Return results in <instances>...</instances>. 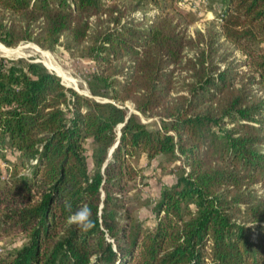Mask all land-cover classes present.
Listing matches in <instances>:
<instances>
[{
    "label": "trees",
    "instance_id": "1",
    "mask_svg": "<svg viewBox=\"0 0 264 264\" xmlns=\"http://www.w3.org/2000/svg\"><path fill=\"white\" fill-rule=\"evenodd\" d=\"M177 2L0 0V44L94 64L82 95L0 56V264H264V0L193 36ZM141 158L173 181L148 204Z\"/></svg>",
    "mask_w": 264,
    "mask_h": 264
},
{
    "label": "rangeland",
    "instance_id": "2",
    "mask_svg": "<svg viewBox=\"0 0 264 264\" xmlns=\"http://www.w3.org/2000/svg\"><path fill=\"white\" fill-rule=\"evenodd\" d=\"M108 1V0H106ZM218 0H179L174 5L177 14L185 18L187 25V34L193 36L195 30H202L205 25L217 16ZM0 56L7 59H33L46 66V68L53 73H56L62 83L69 88L77 91L79 94L88 95L87 83L90 75L94 71V64L75 55H69L61 48L57 47L53 52L43 51L30 43H22L15 48H6L0 44ZM98 100V99H97ZM126 107L129 113L137 115L138 120L142 124H146L151 129L159 127L160 122L158 118H145L139 113L135 112L133 106L128 103ZM119 130V128H118ZM143 169L146 177L144 182L147 183L142 188V196L144 201L152 203L158 197V190L163 184H171L172 177L159 169H154V166H146L143 158L137 163ZM2 166V164H0ZM164 167H167L164 164ZM150 206L145 207L140 212L141 219L150 223L152 216L149 210ZM23 241L20 238H3L0 239V252L11 246L19 247Z\"/></svg>",
    "mask_w": 264,
    "mask_h": 264
},
{
    "label": "clouds",
    "instance_id": "3",
    "mask_svg": "<svg viewBox=\"0 0 264 264\" xmlns=\"http://www.w3.org/2000/svg\"><path fill=\"white\" fill-rule=\"evenodd\" d=\"M69 209L71 205H68ZM70 225H75L82 231H87L93 226L92 212L88 206H83L68 217Z\"/></svg>",
    "mask_w": 264,
    "mask_h": 264
},
{
    "label": "water",
    "instance_id": "4",
    "mask_svg": "<svg viewBox=\"0 0 264 264\" xmlns=\"http://www.w3.org/2000/svg\"><path fill=\"white\" fill-rule=\"evenodd\" d=\"M37 62H38V61H37ZM43 65H44V64H43ZM44 66H45V65H44ZM45 67H46V66H45ZM54 74H56V73H54ZM56 75H57V74H56ZM57 76H58V75H57ZM58 77H59V76H58ZM59 78H60V77H59ZM64 86L67 87V88H69V87L66 86V85H64ZM76 92H77V91H76ZM121 126H122V125L119 126V129H120ZM112 150H113V149H112ZM112 150H111V151H112Z\"/></svg>",
    "mask_w": 264,
    "mask_h": 264
}]
</instances>
